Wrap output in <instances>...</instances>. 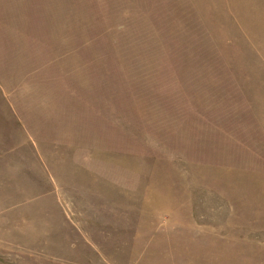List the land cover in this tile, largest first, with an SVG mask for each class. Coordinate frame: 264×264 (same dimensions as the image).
<instances>
[{
  "label": "rangeland",
  "instance_id": "rangeland-1",
  "mask_svg": "<svg viewBox=\"0 0 264 264\" xmlns=\"http://www.w3.org/2000/svg\"><path fill=\"white\" fill-rule=\"evenodd\" d=\"M0 264H264V0H0Z\"/></svg>",
  "mask_w": 264,
  "mask_h": 264
}]
</instances>
